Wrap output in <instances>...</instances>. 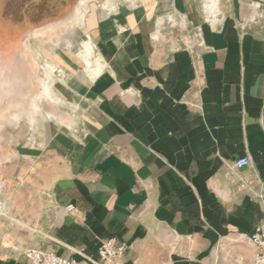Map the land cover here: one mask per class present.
Returning <instances> with one entry per match:
<instances>
[{
  "label": "crops",
  "instance_id": "1",
  "mask_svg": "<svg viewBox=\"0 0 264 264\" xmlns=\"http://www.w3.org/2000/svg\"><path fill=\"white\" fill-rule=\"evenodd\" d=\"M243 6L217 0L209 18L198 0L103 1L111 13L89 26L95 77L60 55L83 141L60 131L16 150L30 175L9 192L0 177L13 220L0 212V264H32L30 249L90 264L72 249L97 258V238L111 237L127 248L106 264L252 263L248 236L264 221V20L243 27Z\"/></svg>",
  "mask_w": 264,
  "mask_h": 264
},
{
  "label": "rangeland",
  "instance_id": "2",
  "mask_svg": "<svg viewBox=\"0 0 264 264\" xmlns=\"http://www.w3.org/2000/svg\"><path fill=\"white\" fill-rule=\"evenodd\" d=\"M103 1L87 0L84 19L81 14L82 19L75 22L71 17L78 0H0V148L6 149L0 153V159L6 157L0 177L7 179L8 192L16 176L30 175L27 168L31 162L21 159L16 152L18 148L41 149L46 146L48 136L60 131L76 142L83 141V111L63 95L71 71L61 62L60 55L70 56L74 67L70 68L76 72L85 67L87 60L90 66L96 63L95 58L88 55V41L94 44L89 26L99 15L111 13L101 8ZM140 1L113 0V3L116 8ZM198 1L203 8L205 0ZM226 1L232 0H218ZM212 2L214 6L217 0ZM241 2L244 3L243 27L264 20V0ZM213 9L216 12V7ZM204 15L206 17L205 12ZM220 16L219 13L217 19ZM182 31V35H194L202 42L199 30L190 34ZM180 40L184 47H191L189 38ZM50 66L52 70H49ZM46 80L52 81L51 89L65 101L64 104H56L42 95ZM0 212L7 215L4 219L13 222L8 218L11 216L8 203L1 199Z\"/></svg>",
  "mask_w": 264,
  "mask_h": 264
},
{
  "label": "built area",
  "instance_id": "3",
  "mask_svg": "<svg viewBox=\"0 0 264 264\" xmlns=\"http://www.w3.org/2000/svg\"><path fill=\"white\" fill-rule=\"evenodd\" d=\"M211 22V21H210ZM217 25V23L215 24ZM247 157L239 158L235 161L237 167L249 164ZM68 211H72L74 206L68 204ZM249 242L254 248V255L251 264H264V221L259 222L248 236ZM127 248L125 243L117 244L114 237L97 238V258H92L82 253L81 250L72 249L73 252L81 254L90 264H106L107 260L120 254ZM26 257L32 264H76L73 258L58 255L54 252L30 249L25 252Z\"/></svg>",
  "mask_w": 264,
  "mask_h": 264
},
{
  "label": "bare ground",
  "instance_id": "4",
  "mask_svg": "<svg viewBox=\"0 0 264 264\" xmlns=\"http://www.w3.org/2000/svg\"><path fill=\"white\" fill-rule=\"evenodd\" d=\"M86 0H79L77 3V6L73 12V15L71 17V20L77 22L78 20H81L82 18L80 17L82 14L81 11V7L84 6ZM213 0H205V4H204V9L205 11L211 16L214 15L215 11L213 9ZM111 7V6H110ZM84 16V15H83ZM208 16V15H207ZM210 16H208L210 18ZM84 18V17H83ZM67 21V20H66ZM31 49L35 52H37L33 47H31ZM51 65V64H50ZM91 63H89V61H85V67L88 68L89 74L90 76L93 78L95 77V75L97 74L99 67L95 68V67H91L90 66ZM48 67V66H46ZM49 70H52V66L49 67ZM4 73V72H3ZM52 81H44L43 83V89H42V95H44L46 98H48L50 101L56 103V104H64V101L59 98L56 93H54L50 87Z\"/></svg>",
  "mask_w": 264,
  "mask_h": 264
},
{
  "label": "flooded vegetation",
  "instance_id": "5",
  "mask_svg": "<svg viewBox=\"0 0 264 264\" xmlns=\"http://www.w3.org/2000/svg\"><path fill=\"white\" fill-rule=\"evenodd\" d=\"M79 1V0H78Z\"/></svg>",
  "mask_w": 264,
  "mask_h": 264
}]
</instances>
